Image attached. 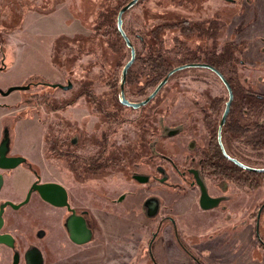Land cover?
Returning a JSON list of instances; mask_svg holds the SVG:
<instances>
[{
  "label": "flooded vegetation",
  "instance_id": "obj_1",
  "mask_svg": "<svg viewBox=\"0 0 264 264\" xmlns=\"http://www.w3.org/2000/svg\"><path fill=\"white\" fill-rule=\"evenodd\" d=\"M125 3L116 11L115 25L117 12ZM217 20V16L210 20L208 27L201 22H181L187 25L188 30L209 33L212 44L205 47H192L185 44L181 37L173 39L168 45L172 38L166 35L165 30L169 26L164 24V49L182 51V62L164 69V87L182 71L204 70L220 81L226 92L225 99L208 97L206 88H202L200 94L205 99L196 100L193 97L189 101H165L160 116L155 118V127L152 124L153 112L148 109L156 95L137 108L121 103L122 68L118 95H113L116 100L94 99L96 92L93 85L87 83L77 85L70 100L58 99L56 104L45 99L38 100L37 93L29 95V99L39 101L38 107L45 104L52 113L44 123L41 117L38 118L39 123L46 125L43 140L47 147L42 155L49 156L52 173H73L74 178L68 186L63 184L61 178L43 179L39 162L13 151V136L19 121L34 119L24 114L33 111L24 110L25 104L30 101L23 99L22 103H18L17 111L20 110V113L17 119L12 118L14 121L5 115L0 116V147L3 144L6 155L25 158L20 164L33 172L32 183L61 184L66 190L67 203L52 205L33 191L44 203L53 207L54 227L57 229V240L54 241H60V250L55 247V252L52 246L53 254L47 256L48 252L36 243L49 235L46 228H40L32 239L13 235L1 228L0 233H9L14 240L13 247L0 244V264H9L8 257L14 261V254H17V261L11 264H30L26 258L32 257L34 250L40 252L41 264H104L99 258L103 257L102 253L97 252L93 258L90 252L93 254L109 248L113 249L112 259L109 260L113 264H121L117 258L121 254L127 255H124L127 259H123V264L128 259H133L132 262L128 261L130 264H161V261L164 264H264V171L252 170L264 168V92L256 91L264 78L258 76L253 84L239 83L232 47L224 43L218 50ZM149 56L150 52L145 59ZM136 60L135 50L132 64ZM187 64L197 65L168 74L176 67ZM130 67L124 78L123 92L129 101L138 102L153 89L139 100H130L126 96L127 76L132 70ZM1 69H5L4 64L0 65ZM136 73L145 74L146 85H152L151 68L138 69ZM34 83L49 82L30 80L23 85L28 84L26 89H30ZM70 88L72 82L64 91ZM230 93L231 100L227 106ZM79 98L83 101H79ZM178 103L180 105L175 112L173 110ZM74 105L84 111L79 118L73 115ZM122 110L130 111L132 115L129 119L135 125L140 123L138 131L132 132L128 139H121L119 132V124L125 117L121 115ZM172 113L176 115L172 116ZM170 117L177 120L175 124H169ZM176 136L180 139L175 140ZM112 166L123 168L119 177L123 185L116 195L96 186L95 181L86 179V175H97ZM7 170L0 168V173L3 175ZM201 183L210 197L219 198L215 206L201 207ZM105 208L130 220L129 226L121 234L105 236L100 221V213ZM81 220L90 231V238L86 242H80L82 235L79 231L71 236L65 225L68 221L71 227H79ZM129 236H135L138 245L128 240ZM121 237L126 241L124 248L117 249V244L112 248L109 242ZM153 245H156L155 254L159 255L160 262L155 258ZM91 248L94 249L88 252ZM145 249L146 254H143ZM170 250H177V260L171 256Z\"/></svg>",
  "mask_w": 264,
  "mask_h": 264
},
{
  "label": "rangeland",
  "instance_id": "obj_2",
  "mask_svg": "<svg viewBox=\"0 0 264 264\" xmlns=\"http://www.w3.org/2000/svg\"><path fill=\"white\" fill-rule=\"evenodd\" d=\"M126 1L128 0H0V65L4 64L5 67L0 70V89L6 90L10 86L23 85L30 80L34 82L44 80L58 84H65L68 80L72 82V88L66 92L58 86L34 83L30 89H14L6 95L0 93V116L5 115L10 121H14L13 117L17 119L20 113V110L17 111L18 103H22L23 99L30 101L25 104L24 110L33 111L24 114L31 115L34 119L19 121L13 136V151L21 152L31 161L39 162L43 179L61 178L63 184L68 186L74 175L73 173L62 175L52 173L49 167V156L42 155L47 147L43 140L46 125L38 121L41 117V122H46L52 113L47 105L42 104V107H38L39 101L34 102L28 97L31 93H37L38 100L45 99L51 104H56L58 99L70 100L76 91V86L87 83L93 85L96 92L94 99L116 100L119 74L123 64L129 58V48L124 44L118 50L113 49L104 41V37L95 26L99 22L98 16L101 12L110 8L117 11ZM216 16L218 19L216 22L219 24L216 27L218 50L224 43L232 47L239 83L253 84L258 76L264 78V0H232L231 2L141 0L123 15V29L134 45L137 55L134 67L131 68V72H128L126 96L133 101L139 100L153 89V84L146 85L144 75L135 78L130 74L136 72L146 60L145 56L149 55L151 44L154 42L152 32L155 28L161 24L169 26V29L165 30L166 35L172 38L168 45L173 39L181 37L185 44L192 47L195 45L205 47L212 44L209 33L197 32L195 29L188 30L187 25L181 22H201L208 27V22L214 20ZM202 88H206L208 97L215 96L217 99L226 97L225 89L220 81L208 71L193 69L176 74L166 87L164 85L161 87L153 98L152 104L149 105L148 110L151 109L153 112V126H156L155 118L160 116L166 104L165 101H189L193 100V97L196 100L205 99L200 94ZM257 90L259 93L264 92V81L260 82ZM114 93L116 97L113 96ZM45 96L47 98H44ZM82 99L85 98L82 97ZM82 99L79 98V101ZM179 105L180 103L175 105L173 111L176 112ZM81 106L85 109L83 104ZM81 112L84 113L74 105L73 115L79 118ZM122 113L121 115L125 117L119 124V132L121 139H128L131 138L132 132L138 131L140 123L135 125L129 119L132 115L129 110L124 112L122 110ZM92 119L91 117L90 120ZM176 121L170 117L169 124L173 125ZM174 139L180 138L176 136ZM178 155L176 158L179 157ZM37 170L40 171V169ZM122 171L121 166H112L101 170L97 175L88 174L86 179L95 181L96 186L116 195L123 185L119 178ZM33 177V172L22 164L3 172L0 202L22 201L32 184ZM112 177L116 180H112ZM104 205L107 207L105 203ZM52 209L53 207L44 203L33 192L28 201L18 208L5 207L2 229L13 235L32 239L34 233L40 228H46L49 235L38 239L36 243L48 252L47 256H51L52 246L58 251L61 247L60 241L58 243L54 241L57 240V229L54 227L55 218ZM100 221L104 227L105 236L108 237L121 234L130 223V220L118 216L117 212L110 208H105L100 213ZM159 239L158 237L157 240ZM128 240L138 245L135 236H129ZM124 242L126 241L121 237L109 243L112 248L117 244L116 248L122 249L125 246ZM127 244L130 245V243ZM92 249L94 248L89 249L88 252ZM152 249L155 258L159 261V255L155 254L156 245H153ZM97 252L103 254V257H99L100 262L102 260L104 264H113L109 261L112 259L113 249H104V251L102 249L93 254L90 252V255L94 258ZM142 253L146 254V249ZM170 254L177 260V250H170ZM124 255L126 254L117 257L121 264L123 259H127V255ZM128 261L132 262L133 259H128L124 264H130ZM7 262L14 263L13 258L8 257ZM160 263L164 264L162 261Z\"/></svg>",
  "mask_w": 264,
  "mask_h": 264
},
{
  "label": "water",
  "instance_id": "obj_3",
  "mask_svg": "<svg viewBox=\"0 0 264 264\" xmlns=\"http://www.w3.org/2000/svg\"><path fill=\"white\" fill-rule=\"evenodd\" d=\"M138 0H129L127 3H125L117 12V16H116V29L117 31L120 33L125 45L129 48L130 50V58L124 63V65L122 66V80L120 82V99H121V103L131 106L133 108H137L143 104H145L148 100H150L152 97H154L156 95V93L158 92V90L164 85L165 81H166V77L162 78L157 84L156 86L153 88V90L141 101L138 102H132L129 101L127 98H125L124 96V92H123V83H124V78L126 75V72L128 70V68L130 67V65L132 64L134 57H135V49L132 45V43L130 42L129 37L127 36L126 32L124 31L123 27H122V15L123 13L128 10L129 8H131L134 4L137 3ZM197 64H187V65H180L178 67H176L175 69L171 70L168 74H170L172 71L180 69V68H184V67H188V66H196ZM50 86H58L61 87L63 89H67L71 86V82L68 81L66 85H62V84H58V83H48ZM28 84L27 85H16V86H10L8 87L6 90H2L0 89V93L1 94H8L9 92H11L14 89H26L28 88ZM231 100V93H230V97H229V101L227 102V106L229 105V102ZM6 148L3 147V144L0 147V168L1 169H10L15 167L16 165L22 163L25 161V158L23 156H7L6 155ZM242 167H245L244 165H241ZM249 169H252L250 167H247ZM252 170H257V171H264V168H259V169H255L253 168ZM2 185V174L0 173V187ZM201 194H200V205L202 208H210L213 207L217 204L219 198L218 197H210L207 192L206 189L204 187V184L201 183ZM36 191L39 196L46 202L52 204V205H56V206H62V205H66V190L65 188L59 184V183H55V182H44V183H38L37 181H34L27 193L25 198L18 202V203H12L10 201H4L1 205H0V229L2 228L3 225V217H2V213L4 210V207L6 205H9L13 208H18L19 206H21L22 204L26 203L30 197V194ZM66 228L68 229V231L70 232L71 236H74V232L79 231V233H81L82 235V239L80 242H86L87 240H89L90 238V231L88 229L85 228L84 226V222L83 220H81V224L79 227H71V225L68 223V221L65 223ZM13 236L9 233H0V244H5L9 247H13ZM32 257H27L26 260L28 261V263L30 262V264H41L42 262V258L40 255V252L38 250H34ZM17 261V254H14V262Z\"/></svg>",
  "mask_w": 264,
  "mask_h": 264
},
{
  "label": "trees",
  "instance_id": "obj_4",
  "mask_svg": "<svg viewBox=\"0 0 264 264\" xmlns=\"http://www.w3.org/2000/svg\"><path fill=\"white\" fill-rule=\"evenodd\" d=\"M115 9H108L101 12L98 16V24L95 26L96 30L104 37V41L113 49H120L124 46L123 40L117 32L115 25ZM164 25L161 24L152 32L154 42L150 47V56L144 59L143 65L139 69L151 68L153 73L151 75V84L155 85L161 78L164 77V69L168 66L175 65L182 62L181 50H165L164 49ZM177 47V46H176ZM188 54V52H187ZM192 55V54H191ZM133 63L130 68L134 67ZM131 72V71H130ZM132 77L145 76V74H137L133 72ZM146 78V76H145Z\"/></svg>",
  "mask_w": 264,
  "mask_h": 264
},
{
  "label": "crops",
  "instance_id": "obj_5",
  "mask_svg": "<svg viewBox=\"0 0 264 264\" xmlns=\"http://www.w3.org/2000/svg\"><path fill=\"white\" fill-rule=\"evenodd\" d=\"M19 238V240L21 239V237H18Z\"/></svg>",
  "mask_w": 264,
  "mask_h": 264
}]
</instances>
